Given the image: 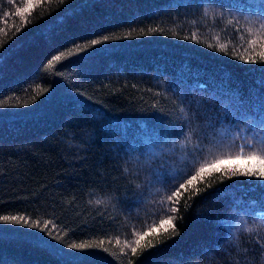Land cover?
Returning <instances> with one entry per match:
<instances>
[{
	"label": "trees",
	"instance_id": "obj_1",
	"mask_svg": "<svg viewBox=\"0 0 264 264\" xmlns=\"http://www.w3.org/2000/svg\"><path fill=\"white\" fill-rule=\"evenodd\" d=\"M0 264H264V0H0Z\"/></svg>",
	"mask_w": 264,
	"mask_h": 264
},
{
	"label": "rangeland",
	"instance_id": "obj_2",
	"mask_svg": "<svg viewBox=\"0 0 264 264\" xmlns=\"http://www.w3.org/2000/svg\"><path fill=\"white\" fill-rule=\"evenodd\" d=\"M150 160L148 159V161L147 162H149ZM155 180H157V179H155ZM159 181H163V179L161 178V177H159Z\"/></svg>",
	"mask_w": 264,
	"mask_h": 264
}]
</instances>
